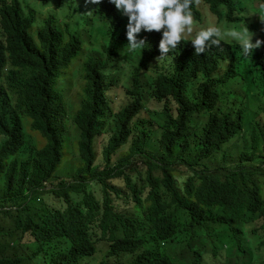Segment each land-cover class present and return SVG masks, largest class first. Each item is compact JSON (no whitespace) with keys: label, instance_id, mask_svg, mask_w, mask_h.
Masks as SVG:
<instances>
[{"label":"trees","instance_id":"1","mask_svg":"<svg viewBox=\"0 0 264 264\" xmlns=\"http://www.w3.org/2000/svg\"><path fill=\"white\" fill-rule=\"evenodd\" d=\"M202 1L228 23L240 24L250 9L249 0ZM46 2L60 14L48 12L38 23L29 0H0V264H85L102 243L109 246L108 258L131 255L128 264H204L194 250L203 239L200 231L243 256L230 238L248 222L264 248V145L259 151L256 141H264V45L246 56L238 44L221 42L197 56L191 40H184L159 61L162 31H141L137 39L147 44L129 51L128 17L109 0ZM193 12L202 19L195 5ZM125 63L128 102L115 113L109 92L118 81L111 70L119 74ZM77 71L76 102H69ZM236 78L246 82L237 95L258 96L259 89L263 98L257 130H250L252 150L240 156L243 163L258 159L260 165L226 174L225 167L207 163L247 132L244 105L227 103ZM151 102L162 105L152 112L159 119L155 127L138 118ZM111 115L114 130L99 167L96 139ZM203 115L208 120L198 132L192 122ZM25 120L37 132L35 142ZM130 138L129 149L112 162ZM71 143L80 162L65 179L57 170ZM136 157L148 167L147 186H135L126 173ZM179 166L191 172L185 193L177 186ZM118 178L128 192L110 182ZM118 199L135 202L143 219L120 212ZM20 247L30 254H18ZM188 249L192 261L181 258Z\"/></svg>","mask_w":264,"mask_h":264},{"label":"rangeland","instance_id":"2","mask_svg":"<svg viewBox=\"0 0 264 264\" xmlns=\"http://www.w3.org/2000/svg\"><path fill=\"white\" fill-rule=\"evenodd\" d=\"M31 3V6H33L36 11L39 13L38 18V23L43 19V17H46L48 15V12H51L55 15L60 14V8H57L56 5L53 3H47L46 0H29ZM79 2V1H77ZM80 3V2H79ZM262 5H264L263 0H249L247 1V7L250 8L248 11L245 12L246 19L243 22L238 23H228L224 19L220 20L216 18L210 11L209 7L207 4L202 1V4L198 8L199 11L202 14V19H194V32L192 36H189L186 40H191L194 38L195 32L201 30L204 27H207L209 24H214L219 27H221L222 30H228L229 28L233 26H248L249 30L252 31L255 35L253 37V42H255L256 39H261L263 40L264 38V21L261 20L260 15H264V10H262ZM74 14L78 15L74 10L72 11ZM64 15H61L60 19H64ZM255 16V17H252ZM248 17H252V19H248ZM252 26H255L256 29L252 30ZM84 35H86L84 33ZM227 43L230 44H236L235 41L231 40L230 38L227 40ZM122 61V60H120ZM225 63V62H224ZM161 67H166L165 63H160ZM119 74L115 73L114 69L111 70V76L117 79V85L116 87L112 88V90L109 92V97L112 102V108L115 113H117L121 107L127 104V96L125 94L126 88L130 84V72H129V64L125 63V65H122L120 67ZM229 68V64L224 65V69L227 70ZM73 86L70 88L69 92V97L68 101L69 102H76V94L78 90V85L79 84V75L78 71L73 77L72 80ZM246 82L242 80V78H236L233 79L229 86L230 90L234 91L232 95H228L227 97V103L229 106H234L235 102L240 103L241 105H244L246 109V119H245V128L247 129V132L245 135L239 137L229 145H227L223 151H221L219 154H217L213 159L208 161V165H210L213 169L219 168V167H225L228 170H225L224 172L226 174L231 173L233 170L232 169H241L247 166H252L260 165V160L256 159L253 162H241L240 161V156L244 152H251L252 146L248 145L249 142L252 140V134L250 130H257V118L260 115L261 112V101L263 98L260 96V90L256 89L255 94L258 96H248L246 97V93H241L242 95H237L235 91H242V88H245ZM255 85L253 84L252 87ZM232 104V105H231ZM149 110H143L138 118L139 121L141 122H151L153 124V127L156 126V123L154 121H159V119L152 114L153 111H160L162 108L161 104H157L155 102H151L148 104ZM72 117V116H71ZM114 117L111 115L107 120H106V125L105 128L103 129V132L101 135H99L96 139V148L99 153L98 158H97V165L103 166L105 164L104 159H103V151L104 148L107 146L108 139L113 133L114 130ZM208 120V115L205 116H199L195 118V123L192 125L197 128V131H201L203 125L205 122ZM144 126H147L151 129L153 127H150L148 123L144 124ZM72 127V126H71ZM74 131V127H72ZM25 130L27 133V136L31 138L35 142V137H38L36 135L37 132H34L31 128L30 122L28 120H25ZM35 138H33V137ZM131 140L128 143L127 147L123 148L121 152H119L117 155H115L112 158V162H116L118 158L129 149L131 145ZM257 141V146L258 150L262 151L264 141L261 137L256 138ZM64 157H63V163L60 166V168L57 170V176L65 179H70L71 174L74 173V171L77 169V165L80 162V158L78 156V151H77V144L72 145L67 144L65 149H64ZM130 169V170H129ZM157 169V168H155ZM179 173H176V179H177V186L179 189H181L182 193H185L184 189L186 187V182L188 181L189 177L191 176L190 169L186 166H179L176 168ZM147 170L148 167L145 163V161L142 159V157H136L133 159V167H129L126 170V173L130 175L131 180L135 186L138 187H143L147 186ZM159 174V172L157 173ZM248 182H251L252 176L250 175L247 179ZM237 181L240 185L244 186V178L242 174L237 175ZM110 182H112L114 185H116L120 190H122L124 193L128 192L127 185L123 181V179H112ZM100 190V186H95L94 187V192L97 195L98 191ZM146 195L143 194V197ZM135 202L132 200H127L124 201L122 199H118L115 202V206L117 209H119L120 212H123L127 215L133 216L135 218H140L143 219L142 213L139 211H136L134 208ZM246 226L245 228H251L254 225L251 223H244ZM201 234L204 235L205 237L208 238L206 235L205 231H201ZM232 241L239 243V237H235V234H232V237L230 238ZM242 243L245 244V242L242 240ZM204 244L203 239H198L194 247L198 248L199 246H202ZM230 244V243H228ZM108 249L109 246L105 243H102L99 245L98 252L94 257L91 259L85 261V264H102L103 262H106V264H128L132 257L131 255H122L120 257H110L108 258ZM206 249L210 250V247H207ZM18 254H24L28 255L30 254V251L28 249H25L20 247L18 248V251H16ZM194 252L190 251L189 249L186 250L182 255L181 258L184 259L185 261H192L194 259ZM238 253L235 252L233 254H230L228 251L223 250L220 252V255L218 257H215L211 252L207 253L204 257V263L205 264H264V249L259 250L257 248V245L253 247V249L250 251V256L247 258V260H240L237 257Z\"/></svg>","mask_w":264,"mask_h":264},{"label":"clouds","instance_id":"3","mask_svg":"<svg viewBox=\"0 0 264 264\" xmlns=\"http://www.w3.org/2000/svg\"><path fill=\"white\" fill-rule=\"evenodd\" d=\"M101 2L102 0H86V3L97 5ZM109 2L128 17L127 39L129 43L127 48L129 51L134 52L137 49H144L147 44L146 39H137L141 31H162V39L159 43L161 56L157 58L159 61L178 48L189 36L193 35L194 19H198L195 18L193 6L199 8L202 4V0H109ZM261 7L264 10V5ZM91 13L88 12L87 14ZM212 14L218 18L215 13ZM260 18L264 21V15H260ZM254 35L247 25L242 27L233 26L225 31L217 25L209 24L207 27L195 32L191 43L195 49V55L199 56L214 46L220 48L221 42H227L230 38L240 46L243 55L250 56L255 49L264 45V40L261 39H256L253 42ZM243 230L244 232L235 234V237H239L240 240L238 244L244 249V251H241L243 256L237 255L242 261L247 260L255 244L259 250L264 249L259 248V237L255 235L254 226ZM198 234L203 236L204 244L198 248L194 247V250L200 251L203 257L209 252L215 257H218L223 250L229 252L230 244H222L206 233L207 238L201 234V231ZM242 240L245 244L242 243ZM207 247H210V250L206 249ZM217 251H219L218 255L216 254Z\"/></svg>","mask_w":264,"mask_h":264}]
</instances>
